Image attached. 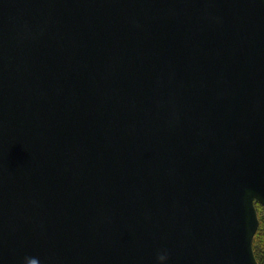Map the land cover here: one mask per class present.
<instances>
[{
	"label": "water",
	"instance_id": "obj_1",
	"mask_svg": "<svg viewBox=\"0 0 264 264\" xmlns=\"http://www.w3.org/2000/svg\"><path fill=\"white\" fill-rule=\"evenodd\" d=\"M264 0H0V264H259Z\"/></svg>",
	"mask_w": 264,
	"mask_h": 264
},
{
	"label": "trees",
	"instance_id": "obj_2",
	"mask_svg": "<svg viewBox=\"0 0 264 264\" xmlns=\"http://www.w3.org/2000/svg\"><path fill=\"white\" fill-rule=\"evenodd\" d=\"M259 217V229L254 237L253 250L259 264H264V208L256 203Z\"/></svg>",
	"mask_w": 264,
	"mask_h": 264
}]
</instances>
